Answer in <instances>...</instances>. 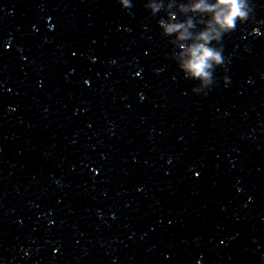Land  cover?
Segmentation results:
<instances>
[{
    "label": "clouds",
    "instance_id": "1",
    "mask_svg": "<svg viewBox=\"0 0 264 264\" xmlns=\"http://www.w3.org/2000/svg\"><path fill=\"white\" fill-rule=\"evenodd\" d=\"M217 5H223L225 10L217 13L214 17V22L217 23L222 29H230L235 19L239 17H243L244 13L242 12V2L241 0H217ZM196 9L200 10H212L208 8V6L203 3L195 5ZM180 25H174L168 27L166 30L168 32L176 31ZM185 35L181 34L180 39H184ZM212 37L209 36L207 32L202 33L199 39L203 41H208ZM190 59L184 65L189 71L192 72L193 75L207 77L208 73L205 71L207 68L211 66L210 62L219 61V53L213 51L212 49L205 47L204 44L194 45L190 50Z\"/></svg>",
    "mask_w": 264,
    "mask_h": 264
}]
</instances>
